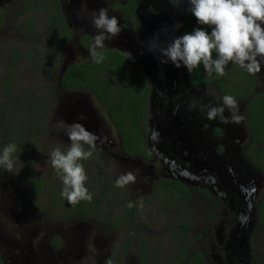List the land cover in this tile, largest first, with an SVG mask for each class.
Masks as SVG:
<instances>
[{"label": "flooded vegetation", "instance_id": "flooded-vegetation-1", "mask_svg": "<svg viewBox=\"0 0 264 264\" xmlns=\"http://www.w3.org/2000/svg\"><path fill=\"white\" fill-rule=\"evenodd\" d=\"M112 2L114 0H83L82 5L86 11L84 10V16L81 15L83 20L79 22L74 21L75 14L71 4L66 7V3L64 5V0H62V7L65 20L73 29L71 40H76L82 56L89 54V49L94 45V37L97 35V30L91 23L92 15L98 12L99 9L106 8L108 15L110 17L115 16L119 21L121 33L117 37L104 41V48L119 50L127 58L128 54L131 53V59L135 64V68L138 69V73L146 76L149 82L148 111L147 117L142 121L145 127L141 131V144L149 156L148 159H144L138 153L130 155L125 152V140L115 128L108 113H106L118 136V143L115 144L116 148L113 156L127 162L126 164H133L135 172H139L140 169H146L143 174L145 181L139 183L138 187H132L133 185L126 186V189L116 187L114 191L119 195L130 196V200L133 201L134 194H139L138 190L142 187L141 193L144 192V195L146 194L145 205H147L149 210L146 213L147 220L144 222L142 209L138 204L139 219L136 221L139 223L140 221L143 222L142 226L145 233L156 231L162 233L165 237H169L172 233L171 227L176 229L174 233L184 234L181 227L183 223H180L178 219L180 217L177 216L180 214L178 207H172V215L169 217L165 215L163 205L165 198L162 197L163 192L159 188L162 185V178L180 179L161 174L162 168H178L179 171L191 175L192 178H206L216 182L218 187L222 188L230 196L231 207L228 214L233 220L237 221L236 224L230 225L228 223L230 232L236 234V236L231 234V237L228 238L227 247L231 250L230 255L218 252L214 260L215 263H213L210 260V250L203 248L198 250L195 247L191 250L200 251L207 264H253L250 262L251 258H248L244 236L249 225V219L253 215L252 211L254 208L252 203L254 201L257 202V204L255 203V219L261 218L258 205L264 195V192L263 194L261 193L264 187V175L247 156L250 149L257 150L261 145L257 143L255 147H252V134L247 124L246 100L236 99L240 105H238L237 114L242 117L239 123L232 122L231 112L227 108H225L223 115L229 122H222L219 117L209 119L206 115L209 107L223 106L222 103L218 104L215 101L217 97L212 94L216 87L199 88L191 83L183 66L176 68L171 62L161 63L160 49L166 47L173 38L179 36L180 28L185 21V15L189 13L187 10L189 6L185 7L181 0H178L177 4L168 0H163V2L137 0L135 23L124 17L119 10L112 8ZM67 8H71L73 17L67 12ZM182 18H184L183 22H181ZM71 19L74 22L73 24ZM82 34L92 37L93 44L89 48H85L78 43V39ZM69 42L65 47L68 46ZM89 60H92L91 56L83 61ZM257 61L258 63H255L256 67L255 65L253 66L254 69H251L249 65H245L244 69L249 75L257 78V86L254 91L259 93L264 92V57H257ZM71 62L75 61L67 60L66 63L62 64L60 75ZM208 89L211 92H205ZM63 91L66 92V90ZM82 92L91 94L90 96L98 103L92 92ZM99 105L105 111L100 103ZM83 108H87L88 112L82 111L83 116L86 118L81 119L79 123L100 138L97 140L98 145L96 147L105 151L107 147L102 146L101 143L103 142V137L110 134L108 127L94 119L95 113H93L91 108H88L87 105ZM65 111L66 107L62 112ZM64 115L66 117V113ZM115 145L112 144L111 146ZM199 155L204 158L202 163H197L196 161ZM158 157L162 160L158 161L161 169L159 172H155V163ZM102 168L108 169L106 166H102ZM113 179L116 180V178ZM182 183L190 190V193L191 190L202 192L205 189L207 191V194H201H203L202 197L205 204L209 205L211 209L209 211L204 209L201 214L211 216L213 218L211 223L216 228L215 218L220 215L223 216L224 212L220 209L222 204L217 203V200L220 199L213 192L212 187L198 186L187 181H182ZM160 199L161 201L159 202ZM115 201L119 202L117 207L119 212H123L126 207L124 206L125 198L120 199L117 196ZM113 202L114 200H112ZM29 203L34 204L32 201H29ZM22 205L15 184L8 186L0 184V264H79L73 259L66 261V257L75 248L73 244L70 247L67 246L64 260L57 261L55 260L56 258L54 259L55 246L49 236L46 238L42 236L40 240H32L37 230L32 227L29 229V227L23 225L21 221L23 217L21 213L23 211ZM33 207L36 209L35 204ZM175 209H177V212ZM188 216L192 215L189 214ZM237 218L242 221V224ZM189 221L190 227L187 228L188 232L186 234L198 235L192 230L194 226L192 225L193 220L190 219ZM125 231L129 234L128 245L131 242L134 244V240L131 238L133 231L128 230V228ZM140 231V229L137 230L138 233ZM48 232V234H52L51 229ZM160 233H155V235H160ZM203 233L204 231L201 234L206 236L205 242L209 243V235ZM205 246L206 249L210 248L209 244H205ZM225 256H231L233 259L227 261ZM134 261H136L135 264H140L136 256ZM150 261L148 260L149 263ZM111 263V260L106 262V264Z\"/></svg>", "mask_w": 264, "mask_h": 264}, {"label": "trees", "instance_id": "trees-1", "mask_svg": "<svg viewBox=\"0 0 264 264\" xmlns=\"http://www.w3.org/2000/svg\"><path fill=\"white\" fill-rule=\"evenodd\" d=\"M168 1L174 4L178 2ZM136 6L137 0L112 2V8L119 10L134 23ZM195 27H205L207 31H211L207 26L197 25L195 17L189 12L185 15L179 35L191 32ZM6 29L16 35L15 40L18 42L3 38L5 45L0 46V64L3 63L4 54L10 55L8 62L1 65L4 71L0 73V153L10 143L17 145L13 159L22 166L18 178L24 179L29 185L30 196L46 197L49 209L56 211L55 215L62 219H88L111 229L128 227V230L133 231L131 238L134 240L137 249L135 256L140 264H207L200 251L190 250L193 235L186 234L190 219L178 218L183 223L181 227L184 234L174 233L176 229L171 227L172 233L166 239L167 248L163 252L159 244L161 237H155L158 250L154 251L153 242L147 244L145 236H140L138 229L132 226L139 223L136 221L139 219L138 204L134 203L136 206L128 208L127 204L131 201L129 196L120 195V199L125 198L126 207L123 212L115 211V207H118L117 201L109 193L114 196L117 193L107 187L115 184V180L97 162L94 164L96 169L93 167L95 175L88 172L91 162L101 154L99 148L92 150L93 154L88 160L81 161L87 175L85 186L93 194L91 202L80 201L72 205L61 195L63 185L51 166L49 153L46 152L47 172L42 175L33 172L34 162L41 151L40 142L46 131L47 114L56 100L57 92L62 89L74 93L92 92L123 136L125 152L130 155L138 153L144 159L149 158L141 144V131L145 127L142 121L147 117L148 111L149 82L146 76L138 73L132 59L129 60L119 50L100 48L97 51L104 56L101 63L96 64L92 60L71 62L60 75L64 47L73 37V29L65 20L62 0H0V37L4 36ZM78 43L89 48L93 39L82 34ZM185 71L191 83L199 88L213 86L221 98L230 95L237 100H246L252 147L257 143L261 145L257 150L250 149L247 156L264 175V92L254 91L257 78L249 75L243 66L231 62L226 65L224 76H218L214 72L207 73L203 65L191 72L186 68ZM24 73L30 79L23 88L19 80ZM84 147L88 150L87 145ZM3 171L5 170L0 167L2 176ZM161 183L159 189L165 198V215H172V207H178L180 212L188 209L192 193L182 181L162 178ZM201 193L207 194V191L204 189ZM258 206L262 217L264 195ZM158 254H163L167 261L164 262ZM148 260H151L150 263Z\"/></svg>", "mask_w": 264, "mask_h": 264}, {"label": "rangeland", "instance_id": "rangeland-1", "mask_svg": "<svg viewBox=\"0 0 264 264\" xmlns=\"http://www.w3.org/2000/svg\"><path fill=\"white\" fill-rule=\"evenodd\" d=\"M66 1V2H65ZM115 1V0H114ZM66 3V7L70 6V0H64V5ZM187 7L189 6L188 2L184 4ZM67 12L73 17L71 8L66 9ZM72 24L74 23L71 19ZM80 28V27H78ZM4 36L0 37V41L3 43H0V46H4L5 39H10V41L18 42L16 41V35L10 33L9 29H6L3 33ZM9 56L7 54H4L2 56L3 63L0 64V73L4 71V68H1V65H3L5 62H8ZM90 57V53L87 55H83L80 53L79 46L77 45L76 40L72 39L68 46L65 47V50L63 52V60L62 63H66V61H80L84 59H88ZM256 64H251L249 67L251 69H254L253 66ZM245 65L243 66V68ZM30 78L27 77V75L24 73L22 74L21 79L19 80V84L21 87L24 88V86L27 85L26 81ZM37 79V78H36ZM205 89V88H204ZM205 92H211L210 89L205 90ZM56 95V100L54 104L52 105V108L49 109V112L47 114L46 120V131L43 135V138L41 139V151L36 158V161L34 162V169L33 172L36 174L42 175L47 172L48 170V159L46 158V152L51 153L53 149L59 147L62 151H66L68 147L71 144V141L68 138V135L63 130L62 127H58V124L62 122L63 125H71L74 122H78L86 118L83 116L82 111L88 112L87 108H83L87 105L88 108H91L93 113H95L94 119L98 121L99 123L105 124V126L108 127V131L110 132L109 135H105L103 138V142L101 143L102 146L107 147V149L104 151L101 149V154H99L94 161L91 162L88 172H90L93 175H95V171H93V167H95V162L98 164H101L103 166L106 164V168L109 171V175L112 178H117L119 175L132 171L136 173L137 175V181L132 187H138L137 185L141 182H144L145 179L143 177V174L145 173L146 169H140L139 172H135L133 164H126L127 162H124L123 160H120L119 158L113 156L115 153L116 143H118V136L116 129L113 127L111 121L109 120V117L107 116V112H105L99 103H97L89 94L88 92H65L63 90H59ZM212 94L216 95L217 98H215V101L218 102V104L222 103V98L219 96V93L217 90H213ZM90 97V98H89ZM217 99V100H216ZM72 104H71V103ZM241 105L242 103L239 102ZM239 105V104H238ZM240 106V105H239ZM66 111L62 112V110ZM69 110V111H68ZM89 110V109H88ZM66 113V117L65 114ZM95 126V125H94ZM100 130V127H99ZM199 133V130H198ZM98 141H96V145ZM115 146H111V145ZM158 161H162L161 158L158 157L157 162L155 163V172H159L161 169V166L159 165ZM22 166L21 164L18 165V163L15 162V168L20 169ZM22 169V168H21ZM96 169V167H95ZM104 169V168H103ZM169 168H162L161 174L178 178L182 181H187L190 184L194 185H204L208 187H212L213 192L218 195L220 200H217V203H221L222 207L220 209L223 210L224 215L217 216L214 221V224L211 223V220L213 218L208 215L201 214L202 210L208 209V211L211 209L209 205L205 204L204 198L202 197L203 194L201 192L196 190H191L192 197L190 198L188 202V209H182L180 214L177 216L181 219L188 218L193 220L194 225L192 227V230L198 235H193V241L190 245V250L195 247L198 250H210V260L214 262L215 257L217 256L218 252L224 253H230L231 250L229 247H227L228 238L231 237V234L236 236L235 233L230 232L229 224H236V220L228 214L231 207V199L228 194H226L222 188L218 187L217 183L206 178H192L191 175L185 174L184 172H181L176 169H169ZM138 170V169H137ZM21 171V170H20ZM19 171V172H20ZM93 171V173H92ZM99 171L101 169L99 168ZM194 171V170H193ZM181 172V173H180ZM192 172V171H191ZM4 176H0V184L3 186H8L11 184H15L18 193L20 202H22L23 211H21L23 217L21 221L23 222V225L29 227V229L32 227L33 229L37 230V233H35L32 238V240L39 239L43 237L49 236L51 238V242L55 246V257L54 259L57 261H63L65 257V251L67 250V246L74 245L73 252L69 253L68 257H66V261H69L70 259H73L79 264H106L108 260H111V264H135V255H136V247L132 242L128 245L127 239L129 238V234L126 233L125 229L126 227L120 229H111L108 227L103 226V224H99L95 221L88 220V219H73V220H66L62 219L60 216H56L55 212L49 209L48 202L46 197L43 195L40 196H30L28 191V185L25 183V180L22 178H18V175H13L12 173H9L7 171H3ZM130 185V186H131ZM108 188H111V190L114 191L116 188L115 184H111L107 186ZM101 189H104L106 187H100ZM127 188V187H126ZM125 188V189H126ZM101 189L98 191L100 192ZM140 192L139 194H134L133 196V203H137L140 205L139 202H142L143 207L142 209V219L145 222L146 219V213L148 212L149 208L147 205H145V195L144 192H142V187L138 190ZM264 192V187L262 189V194ZM117 193V192H116ZM110 197L115 199V197L120 195L117 193V195H113L111 192L109 193ZM144 195V196H143ZM18 197V196H17ZM130 197V196H129ZM19 200V199H18ZM29 201H32L36 209L33 207L34 204L29 203ZM27 203V204H24ZM255 203L256 201L252 203V207L254 210L252 211V217L249 219V225L247 227L246 236L244 237L245 243L247 246V252H248V258H251V263L253 264H264V216L259 218L258 220L255 219ZM119 205V202L116 203ZM252 208V209H253ZM117 209V207H115ZM177 212V209H175ZM116 212H119V209H117ZM191 214L192 216H188ZM237 217V216H236ZM220 218V219H219ZM238 219V218H237ZM238 221L242 224V221L238 219ZM21 222V225H22ZM149 222V221H148ZM147 222V223H148ZM238 222V223H239ZM142 221L140 223H136L134 226V229H140V236H145V241L148 243H152V248L154 251H157L158 248L155 243V237H161L159 240V244H161V248L163 252L166 251L167 245H166V239L165 235H163L160 232L152 231L145 233L144 227L142 226ZM229 223V224H228ZM36 224V227H35ZM22 225V228H23ZM52 230V234H48L49 230ZM154 230V228H153ZM208 230L207 232H205ZM204 231L203 234H208L209 243L205 242L206 236L202 235L201 232ZM160 233V235H155V233ZM154 238V240H153ZM205 244H209L210 248L206 249ZM230 255V254H229ZM158 257L162 258L164 262L167 261L166 258H164V255L158 254ZM226 257V256H225ZM227 261H231L233 258L231 256L226 257ZM166 260V261H165ZM114 262V263H113ZM172 263V262H171Z\"/></svg>", "mask_w": 264, "mask_h": 264}, {"label": "clouds", "instance_id": "clouds-1", "mask_svg": "<svg viewBox=\"0 0 264 264\" xmlns=\"http://www.w3.org/2000/svg\"><path fill=\"white\" fill-rule=\"evenodd\" d=\"M187 9L196 19L197 25L191 32L176 36L164 48L160 49L161 63L171 62L176 68L183 66L189 72L203 65L209 74L224 76L227 64L241 66L258 63L257 57H264V0H187ZM91 23L97 30L94 45L89 49L93 63L104 60L97 48H104V41L119 36L121 27L115 16L110 17L106 8H101L92 15ZM131 59V53L128 54ZM223 106L209 107L207 117H219L222 122H229L223 113L225 108L231 112L232 122L242 119L238 113V102L230 96L222 98ZM71 141L66 151L59 147L50 153L52 168L62 182L61 195L68 203L75 205L80 201L91 202L93 194L85 186L87 175L81 161L88 160L100 139L95 133L88 131L82 124H58ZM85 145L88 150H85ZM17 145L10 143L0 153V167L5 171L18 175L20 169L15 168L13 154ZM22 149L20 150V153ZM136 173L129 171L119 175L115 180L117 188H125L135 184ZM140 207H143L142 202ZM136 206L129 201L128 208Z\"/></svg>", "mask_w": 264, "mask_h": 264}, {"label": "water", "instance_id": "water-1", "mask_svg": "<svg viewBox=\"0 0 264 264\" xmlns=\"http://www.w3.org/2000/svg\"><path fill=\"white\" fill-rule=\"evenodd\" d=\"M82 1L83 0H70L71 7L74 10V14H75V17H74V21L75 22H79V21H82L83 20V18L81 17V15L84 16V10L86 11V9H84V7L82 5L83 4ZM155 1L163 2V0H155ZM186 1L187 0H181V3L184 5L186 3ZM184 6L186 7V5H184ZM86 15H88V14H86ZM183 21H184V18L181 19V22H183ZM262 27H264V25H262ZM196 161H197V163H202L204 161V158L201 157V155H199L198 156V159Z\"/></svg>", "mask_w": 264, "mask_h": 264}]
</instances>
